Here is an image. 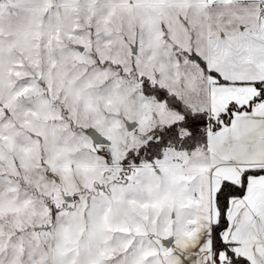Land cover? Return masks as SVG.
Returning a JSON list of instances; mask_svg holds the SVG:
<instances>
[{
  "label": "snow or ice",
  "instance_id": "obj_1",
  "mask_svg": "<svg viewBox=\"0 0 264 264\" xmlns=\"http://www.w3.org/2000/svg\"><path fill=\"white\" fill-rule=\"evenodd\" d=\"M0 264H264V0H0Z\"/></svg>",
  "mask_w": 264,
  "mask_h": 264
}]
</instances>
